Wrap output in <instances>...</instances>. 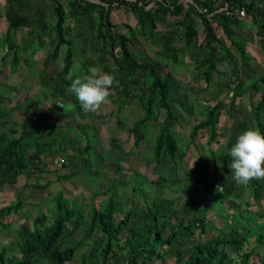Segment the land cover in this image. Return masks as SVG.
Listing matches in <instances>:
<instances>
[{
    "label": "trees",
    "instance_id": "16d2710c",
    "mask_svg": "<svg viewBox=\"0 0 264 264\" xmlns=\"http://www.w3.org/2000/svg\"><path fill=\"white\" fill-rule=\"evenodd\" d=\"M0 1L5 3L4 14L0 13V17H4L6 24L5 36L0 38V52L4 53L2 60L9 58L10 72L15 73L21 62L31 71L34 67L31 56L45 45H49L51 50L37 74L41 78L43 94L54 100H69L80 116L83 113L79 101L74 94L67 92L71 84V80L65 79L67 74L71 71L74 79L85 74L89 66H100L104 71L114 74L118 83L113 85L116 89L113 100H116L118 110L137 99L144 111V115L128 130L129 137L134 141L128 153L136 151L150 126L156 129L152 146L156 160L163 157L172 162L180 149V140L174 133L179 119L173 110L174 100L169 91L173 85L171 86L162 75L161 62L154 64L136 57L129 45L135 46L142 40L143 44L160 49L156 56L171 61L169 64L162 63L166 68L170 64H184L188 58L193 65V71L198 72L193 77L194 81H204L207 86L212 84L214 75H218L216 63H230L231 78L223 83V89L218 90L215 100L222 92L229 90L231 83L236 84V88L231 92L243 89L242 78L232 79L236 76L238 66L248 67L250 64L248 53L232 39V28L242 29L249 18L255 30L258 47L264 52V0ZM115 9L128 13L135 20V25H126L121 32L115 31V26L110 22V15ZM240 12H243L242 16L239 15ZM157 14L170 16L174 21L162 31L158 29L160 23L156 18ZM196 18L200 20L203 38L198 46H195L200 34ZM18 33L21 34L20 42L15 44L11 41V35ZM222 35L230 43L229 46ZM178 40H181V45H175ZM62 47L65 48V54L61 69L50 74L49 63L58 59ZM233 48L239 53L237 60L234 59ZM20 50L29 51L31 55L20 57ZM216 50L219 57L215 54ZM87 51L92 53V56L88 57ZM77 57L79 60L76 65L74 60ZM109 60L111 64H108ZM76 66L78 68L74 70ZM202 69L204 71H201ZM3 86L6 89V86ZM247 89L254 94H260L253 115L257 123L255 129L264 133L261 117L264 114V78L254 80ZM8 90L7 93L0 90V191L3 187L13 188L20 176L30 179L49 173L48 164L68 152L64 147L66 141L69 144L72 142V136L70 140L69 136H64L59 125L39 122L31 127L37 115L34 104H28L26 101L9 107V96L4 94L10 95L15 89ZM41 102V99L37 101ZM205 108L201 113L203 119L191 126L188 147L195 146L200 132L207 134L208 146L217 141V117L225 108V104L219 102L213 107ZM12 111L28 113V117L20 124L19 132L10 136L3 129L13 123L7 119ZM160 118L161 121L157 124ZM72 124L66 127L67 131L74 127ZM118 124L121 125L120 122ZM85 128L86 126L81 130L86 136ZM50 132L57 137L47 138L41 135ZM112 143L116 146L118 140L113 139ZM231 147L232 142L229 140L226 143L227 151L221 160L224 168L229 164ZM70 150L74 154H86V159L83 160L86 165L84 170L92 173L89 165L95 146L91 140H87L83 151L75 141L70 145ZM208 153L213 159L214 151L209 149ZM75 156H70L71 159L68 157V165L72 166L74 172L76 164L73 161L79 160L76 154ZM133 181L132 192L146 204L145 209L138 215H134L133 208H130L117 220V195L107 189L102 193H93L88 219L85 220L81 206L66 198L63 192H56L52 197V222H48V215L41 213L35 218L30 231L25 225H21L14 245L10 249L0 248V264H66L74 259L81 245L76 243L68 247V240L85 224L88 225L85 238L98 235L100 242L94 241L82 264H153L164 263L166 258L172 259V264H235L227 252L229 249L235 250L239 255L238 264H249L253 256H258L256 248L264 242V222H254L251 225L253 214L249 211L228 214L226 218L230 223L229 231H221L211 238H204L206 232L213 227L207 219L209 210L214 207L222 210L225 200L239 199L234 184H219L218 197L214 198L208 207L198 203L194 196L181 205L179 212L163 214L156 199L147 202V178L135 175ZM199 182L206 186L213 184V181L202 178ZM185 184L186 182H182L178 186L172 180L167 182L166 186L174 189ZM49 185L50 183L33 187L44 190ZM247 190L258 203L264 199V180H254ZM100 195L106 199L104 205L98 208L95 200ZM22 204L23 201L17 199L0 207V231L11 229L6 220L11 215L18 214ZM71 223L73 227L68 230ZM253 237L255 248L243 252V248ZM12 250H17L19 255L9 256ZM121 256L124 257L120 259ZM259 262L264 264V255L260 257Z\"/></svg>",
    "mask_w": 264,
    "mask_h": 264
},
{
    "label": "rangeland",
    "instance_id": "374dc122",
    "mask_svg": "<svg viewBox=\"0 0 264 264\" xmlns=\"http://www.w3.org/2000/svg\"><path fill=\"white\" fill-rule=\"evenodd\" d=\"M4 5L5 3L0 1V13L2 15L4 14ZM156 18L160 23L158 29L162 31L169 26V23H173L174 21L170 16L164 17L159 14L156 15ZM110 22L115 26L114 30L118 32L123 31L126 25L131 27L135 25V20L122 9L112 11ZM246 22L245 27L242 29L232 28L230 30L233 35L232 39L236 40L238 45L250 56L248 67L238 66L236 76L232 79L236 80L237 77L242 78L243 89L231 92L236 88V84L231 83L229 84V90L222 92L216 100L214 97L218 90L223 89V83L228 82L231 78L232 65L230 63L226 61L217 62L216 69L218 75L215 74L212 84L207 86L204 81H194L193 77L198 72L193 71V65L190 64L188 58L185 59L184 64L179 66L170 64L166 68L162 63L169 64L171 61L168 58L163 59L156 56L157 51H160V49L152 45L143 44L142 40L136 43L135 46L129 45L130 50L136 57L154 64L161 62L162 75L170 82L171 86L173 85L169 91L174 100L173 110L179 119V124L175 126L174 133L180 140V149L172 162H168L163 157L156 160L153 156L152 146L154 144L156 129L150 126L145 139L140 142L136 151L132 154L128 153L134 142L129 137L128 130L134 122L144 115L141 104L137 99L130 101L119 111L116 100H113V94L116 92L115 87H113L110 89L111 95L106 104L102 105L95 113H85L81 107L83 115L80 116L69 100H54L49 95L43 94L41 78L37 74L41 71L43 61L51 50L49 45H45L36 54L31 56V61L34 62V67H32L31 71L29 67L26 68L23 62H21L16 72L11 73L9 58L2 60L4 53L0 52V90L3 93H7L9 88L15 89L10 95L4 94V96H9L7 97L8 106L13 107L16 103H24L26 101L28 104H34L37 115L34 117L31 127L39 122H47L51 125H59L62 128L64 136H69V140L72 136L70 140L72 142L69 144L66 141L64 144L68 154L63 153L54 159L52 164H48L49 173L30 179L20 176L13 188L3 187L0 191V207L10 204L17 199L23 201L19 213L11 215L6 220L10 224L11 229L0 231V248L10 249L17 238L18 228L21 225H25L27 230L30 231L35 218L39 214L48 215V222H52V197L59 191L63 192L66 198L76 202L84 209L83 215L85 220L88 219L93 193H102L107 189H111L117 195V220L121 219L124 216V212L130 208H133L134 215H138L145 209L146 204L132 192L135 175L147 178L145 186L147 202L150 203L153 199H156L163 214L179 212L181 205L194 196H196L198 203L208 207L211 201L218 197L219 184H234L238 190L239 199L232 200L229 198L225 200L222 204V210L216 207L209 210L207 219L211 221L213 227L206 232L204 238H211L221 231H229L230 223L226 217L231 213L249 211L253 214L251 225L254 222L263 223L264 199L257 203L248 193L247 189L252 182L247 187L238 186L235 183L231 169L228 167L231 163V157L226 168L221 163L223 155L227 151L226 143L230 140L233 146L239 135L249 129H255L257 125L253 113L257 101L260 99V94L247 91V88L254 80L264 78V52L258 47L257 37L254 27L251 25V20L247 18ZM196 23L199 25L198 32L200 33L196 42L197 44H195V46H198L203 41V38L198 18H196ZM70 25L72 27L73 22ZM5 31L6 24L4 17H0L1 39L4 38ZM20 35L19 33L11 35V41L19 44ZM222 38L225 40L226 45L229 46L230 43L223 35ZM181 44V40L175 42V45ZM218 53L216 50L215 54L217 57H219ZM232 53L234 59H239L240 56L236 48L232 49ZM64 54L65 48L62 47L58 59L49 63L48 73L52 74L61 69ZM87 54L88 57L92 56V53L89 51H87ZM30 55L29 51H19L20 57H29ZM78 60V57L74 60L76 65ZM111 63L109 60L108 64ZM76 68L78 67L76 66L74 70ZM201 71H204V69ZM167 75L172 79L167 77ZM2 85H5L6 89ZM39 99H41V103H37ZM219 102H223L225 108L217 117V131L219 133L217 141L208 146L206 143L207 134L200 132L195 140V146L188 147L191 126L203 119L201 113L205 106L213 107ZM27 117L28 113L12 111L7 119L13 123L5 127L3 131L10 136L17 134L20 124ZM261 117L264 122V114ZM160 121L161 118L157 124ZM71 123H73L74 127H71V131H67L66 127L71 125ZM84 126H86V136L81 130ZM41 135L47 138L50 136L57 137L53 132L42 133ZM88 139L95 146L89 165L93 174L84 170L86 166L83 162L86 159L84 152H75L79 160L73 161L76 164L74 172L72 166L68 165L70 156L76 157L70 150V145L75 141L83 151ZM113 139L118 140L116 146L112 143ZM207 149L214 151L213 159L210 157ZM181 153L183 156H180ZM99 158L101 161H99ZM72 173H74L73 176H71ZM200 178L207 181L211 180L213 184H210V186L203 185L199 182ZM172 180L178 186L182 182H186V184L181 188L177 186L174 189H170L166 186V183ZM47 183H50V185L44 190H38L33 187L35 185L42 186ZM105 199V196L100 195L96 198L95 205L101 208L104 205ZM72 227V223L69 224L68 230H71ZM87 227V224L83 225L69 238L68 247H72L76 243H81V245L76 251L74 259L66 264H82L84 257L91 250L94 241L100 242V236L98 235L85 238ZM123 240L122 236L121 241ZM255 244V238L253 237L245 245L243 252L255 248ZM227 252L234 259L235 264H238L239 255H237V252L230 249ZM256 252L258 256H253L249 264H260L259 259L264 255V242L256 248ZM12 254L19 255L17 250H12L9 256ZM123 257L121 256L120 259ZM172 263V259L166 258L164 263L155 262L153 264ZM92 264L98 263L92 262ZM110 264H114V262Z\"/></svg>",
    "mask_w": 264,
    "mask_h": 264
},
{
    "label": "clouds",
    "instance_id": "9594fccd",
    "mask_svg": "<svg viewBox=\"0 0 264 264\" xmlns=\"http://www.w3.org/2000/svg\"><path fill=\"white\" fill-rule=\"evenodd\" d=\"M65 79L71 80L67 92L74 94L85 113H95L106 104L110 89L118 83L114 74L100 66H89L85 74L74 79L70 71ZM229 155L228 167L238 186L247 187L254 180H264V133L259 129H249L239 135Z\"/></svg>",
    "mask_w": 264,
    "mask_h": 264
},
{
    "label": "built area",
    "instance_id": "2783aa9c",
    "mask_svg": "<svg viewBox=\"0 0 264 264\" xmlns=\"http://www.w3.org/2000/svg\"><path fill=\"white\" fill-rule=\"evenodd\" d=\"M239 15L242 16L243 15V12H240Z\"/></svg>",
    "mask_w": 264,
    "mask_h": 264
},
{
    "label": "crops",
    "instance_id": "0c3cea01",
    "mask_svg": "<svg viewBox=\"0 0 264 264\" xmlns=\"http://www.w3.org/2000/svg\"><path fill=\"white\" fill-rule=\"evenodd\" d=\"M252 39V38H251Z\"/></svg>",
    "mask_w": 264,
    "mask_h": 264
}]
</instances>
